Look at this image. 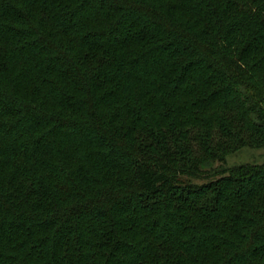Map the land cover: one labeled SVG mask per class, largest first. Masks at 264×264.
<instances>
[{"label": "trees", "instance_id": "obj_1", "mask_svg": "<svg viewBox=\"0 0 264 264\" xmlns=\"http://www.w3.org/2000/svg\"><path fill=\"white\" fill-rule=\"evenodd\" d=\"M264 0H0V264H264Z\"/></svg>", "mask_w": 264, "mask_h": 264}, {"label": "rangeland", "instance_id": "obj_2", "mask_svg": "<svg viewBox=\"0 0 264 264\" xmlns=\"http://www.w3.org/2000/svg\"><path fill=\"white\" fill-rule=\"evenodd\" d=\"M264 162V147L243 148L239 151L229 153L226 160L227 166L241 163H262Z\"/></svg>", "mask_w": 264, "mask_h": 264}]
</instances>
